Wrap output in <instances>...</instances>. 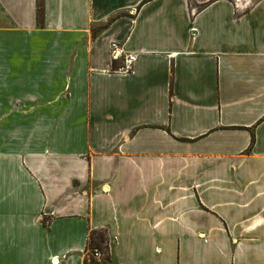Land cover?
Segmentation results:
<instances>
[{"label":"crops","instance_id":"obj_1","mask_svg":"<svg viewBox=\"0 0 264 264\" xmlns=\"http://www.w3.org/2000/svg\"><path fill=\"white\" fill-rule=\"evenodd\" d=\"M37 14L0 0V264H85L97 229L114 264H264V0Z\"/></svg>","mask_w":264,"mask_h":264},{"label":"built area","instance_id":"obj_2","mask_svg":"<svg viewBox=\"0 0 264 264\" xmlns=\"http://www.w3.org/2000/svg\"><path fill=\"white\" fill-rule=\"evenodd\" d=\"M251 1L252 0H235L234 3L236 5V13L240 15L247 12L254 4ZM194 13L195 11L192 14ZM110 60L113 65L118 63L117 66H113L111 73L119 76H129L134 73L137 55L124 53L119 43L112 42L110 45ZM90 255L99 264H104L107 252L103 253L101 251L95 250ZM52 263L56 264L55 261H52Z\"/></svg>","mask_w":264,"mask_h":264},{"label":"trees","instance_id":"obj_3","mask_svg":"<svg viewBox=\"0 0 264 264\" xmlns=\"http://www.w3.org/2000/svg\"><path fill=\"white\" fill-rule=\"evenodd\" d=\"M37 6L38 24L43 26V0H37ZM111 241V236L107 229H97L91 231L86 245L87 257L85 259V264H89V262L90 264H99L96 260L91 257L90 254L93 253L95 250L101 252H108L110 250ZM105 261L109 262V258H105Z\"/></svg>","mask_w":264,"mask_h":264},{"label":"rangeland","instance_id":"obj_4","mask_svg":"<svg viewBox=\"0 0 264 264\" xmlns=\"http://www.w3.org/2000/svg\"><path fill=\"white\" fill-rule=\"evenodd\" d=\"M231 1H235V0H231ZM258 0H252L251 2L252 3H256ZM111 246H112V243L110 244V250L107 252L108 254L106 255L105 258H109V262H106L104 264H114L113 262V259H112V256H111ZM103 253H106V252H103ZM90 264V262H89Z\"/></svg>","mask_w":264,"mask_h":264},{"label":"bare ground","instance_id":"obj_5","mask_svg":"<svg viewBox=\"0 0 264 264\" xmlns=\"http://www.w3.org/2000/svg\"><path fill=\"white\" fill-rule=\"evenodd\" d=\"M248 1V0H247Z\"/></svg>","mask_w":264,"mask_h":264}]
</instances>
